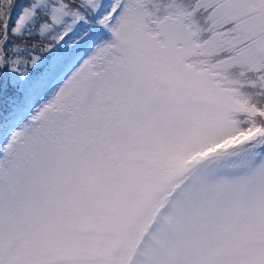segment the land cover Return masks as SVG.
I'll return each mask as SVG.
<instances>
[{"label":"snow or ice","instance_id":"1","mask_svg":"<svg viewBox=\"0 0 264 264\" xmlns=\"http://www.w3.org/2000/svg\"><path fill=\"white\" fill-rule=\"evenodd\" d=\"M0 264H264V0H0Z\"/></svg>","mask_w":264,"mask_h":264}]
</instances>
